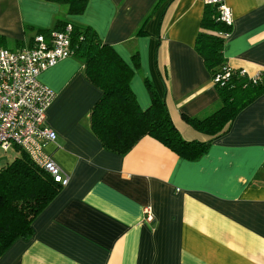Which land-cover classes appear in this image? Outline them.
<instances>
[{"label":"crops","instance_id":"1","mask_svg":"<svg viewBox=\"0 0 264 264\" xmlns=\"http://www.w3.org/2000/svg\"><path fill=\"white\" fill-rule=\"evenodd\" d=\"M223 2L232 18L226 62L248 74L264 69V0ZM204 4L88 0L74 15L49 0H0V46H28L58 20L90 26L131 67L138 54L130 85L142 109L150 105L148 79L181 136L206 141L184 119L220 106L194 48ZM39 77L55 92L45 122L57 138L45 150L69 180L36 216L31 237L14 241L0 264H264V93L190 161L147 135L125 154L105 149L89 127L102 92L78 57ZM145 206L152 222L143 218Z\"/></svg>","mask_w":264,"mask_h":264},{"label":"trees","instance_id":"2","mask_svg":"<svg viewBox=\"0 0 264 264\" xmlns=\"http://www.w3.org/2000/svg\"><path fill=\"white\" fill-rule=\"evenodd\" d=\"M49 1L66 4L68 12L77 15L88 0ZM219 5L205 2L194 48L211 74L220 106L203 118L184 116L192 128L209 136L206 141H188L181 136L164 100L148 79L144 83L150 105L145 109L139 106L130 85L134 69L140 67L137 53L132 56L133 68L90 26L57 21L51 30L72 25V55L82 60L86 79L102 92L90 110L89 127L105 149L125 154L147 135L187 160H198L208 151L211 139L224 132L243 108L264 93V81L253 83L237 71L227 79L215 80L228 64L224 43L232 30L231 24L221 20ZM51 30L39 29L36 34L47 36ZM16 149L19 154L0 167V256L14 241L31 237L34 219L62 187L24 150Z\"/></svg>","mask_w":264,"mask_h":264},{"label":"built area","instance_id":"3","mask_svg":"<svg viewBox=\"0 0 264 264\" xmlns=\"http://www.w3.org/2000/svg\"><path fill=\"white\" fill-rule=\"evenodd\" d=\"M206 1L218 2L221 20L232 25L231 11L223 0ZM71 29L72 25L67 23L62 29L51 30L47 36L36 34L28 46L16 49L0 46V148L24 150L62 186L68 183L69 177L45 150L46 144L57 138L56 132L45 122L46 110L55 92L42 83L39 76L72 55ZM235 71L253 83L264 81V69L248 74L245 69H235L228 64L215 80L227 79ZM143 218L148 222L154 220L150 206L143 208Z\"/></svg>","mask_w":264,"mask_h":264},{"label":"rangeland","instance_id":"4","mask_svg":"<svg viewBox=\"0 0 264 264\" xmlns=\"http://www.w3.org/2000/svg\"><path fill=\"white\" fill-rule=\"evenodd\" d=\"M17 154H19V150L14 147H11L7 151L0 148V163L11 161Z\"/></svg>","mask_w":264,"mask_h":264}]
</instances>
